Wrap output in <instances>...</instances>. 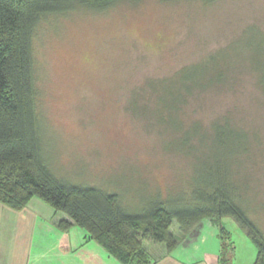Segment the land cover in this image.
<instances>
[{"label": "rangeland", "instance_id": "1", "mask_svg": "<svg viewBox=\"0 0 264 264\" xmlns=\"http://www.w3.org/2000/svg\"><path fill=\"white\" fill-rule=\"evenodd\" d=\"M213 54L212 65L224 56L230 69L245 71L237 90L202 94L180 118L184 129L199 121L209 130L231 110L257 130L261 145L241 167L239 185L264 237V96L254 75L264 69V0H137L43 17L33 55L45 161L64 181L117 194L133 214L174 195L189 197L191 178H206L212 142L184 144V131L169 118L161 122L166 105L151 86ZM223 223L234 245L228 264H254L258 249L247 233L231 218ZM171 231L182 235L176 222ZM81 234L75 227L72 241ZM144 244L154 252L166 248Z\"/></svg>", "mask_w": 264, "mask_h": 264}, {"label": "trees", "instance_id": "2", "mask_svg": "<svg viewBox=\"0 0 264 264\" xmlns=\"http://www.w3.org/2000/svg\"><path fill=\"white\" fill-rule=\"evenodd\" d=\"M137 0H0V203L16 211L40 199L62 220L58 229L64 236L73 227L86 232L120 264H153L145 242L165 243L171 254L179 245L171 227L176 222L189 235L204 221L218 229L221 244L220 264H228L234 245L224 218L233 219L258 249L254 264H264V237L243 206L240 187L245 178L243 164L252 159L261 140L257 130H248L231 110L205 130L199 121L184 129L180 118L191 100L210 91H236L242 68L215 63V55L205 63L184 67L175 76L151 86L163 107L161 122L169 118L177 131H184V144L195 147L212 142L204 181L191 178L186 198L174 195L163 199L141 214L128 212L120 197L93 186L72 184L60 179L45 161L42 151L38 89L33 55V35L39 21L49 15L66 14L83 7L104 10L116 3ZM207 4L219 0H201ZM218 67H214V66ZM264 96V69L254 72ZM198 183V184H197Z\"/></svg>", "mask_w": 264, "mask_h": 264}, {"label": "crops", "instance_id": "3", "mask_svg": "<svg viewBox=\"0 0 264 264\" xmlns=\"http://www.w3.org/2000/svg\"><path fill=\"white\" fill-rule=\"evenodd\" d=\"M62 220L71 221L37 198L21 211L0 203V264H120L86 234L72 241L75 227L64 236L57 226ZM218 234L206 219L191 234L182 233L171 254L164 247L148 249L153 264H220Z\"/></svg>", "mask_w": 264, "mask_h": 264}]
</instances>
